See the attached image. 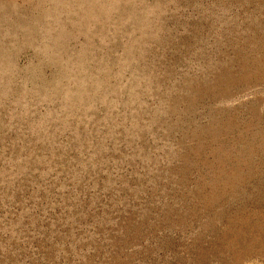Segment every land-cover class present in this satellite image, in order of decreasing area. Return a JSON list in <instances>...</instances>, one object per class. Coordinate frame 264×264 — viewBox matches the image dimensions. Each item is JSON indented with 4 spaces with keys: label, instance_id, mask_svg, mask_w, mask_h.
<instances>
[{
    "label": "rangeland",
    "instance_id": "374dc122",
    "mask_svg": "<svg viewBox=\"0 0 264 264\" xmlns=\"http://www.w3.org/2000/svg\"><path fill=\"white\" fill-rule=\"evenodd\" d=\"M0 264H264V0H0Z\"/></svg>",
    "mask_w": 264,
    "mask_h": 264
}]
</instances>
